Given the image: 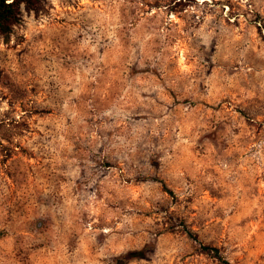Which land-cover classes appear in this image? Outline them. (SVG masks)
I'll return each mask as SVG.
<instances>
[{
	"label": "clouds",
	"instance_id": "obj_1",
	"mask_svg": "<svg viewBox=\"0 0 264 264\" xmlns=\"http://www.w3.org/2000/svg\"><path fill=\"white\" fill-rule=\"evenodd\" d=\"M0 264H264V0H0Z\"/></svg>",
	"mask_w": 264,
	"mask_h": 264
}]
</instances>
